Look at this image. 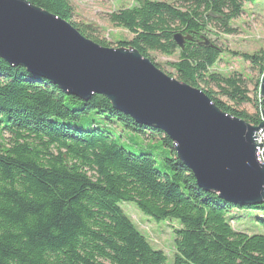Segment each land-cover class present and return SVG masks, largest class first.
<instances>
[{"label":"trees","instance_id":"trees-1","mask_svg":"<svg viewBox=\"0 0 264 264\" xmlns=\"http://www.w3.org/2000/svg\"><path fill=\"white\" fill-rule=\"evenodd\" d=\"M27 1L109 47L95 27L71 21L68 0ZM253 1L137 0L109 20L133 35L116 47H133L144 57L149 51L177 52L171 66L179 81L204 91L227 114L257 125L264 47L240 54L259 74L252 98L238 74L210 71L222 50L196 41L206 32L235 33L231 21ZM176 32L192 37L183 49L172 39ZM217 95L235 106L252 102L254 112L237 110ZM90 113L101 121L81 122ZM118 127L160 141L168 155L158 163L150 149L123 141ZM122 202L154 221L179 223L172 264H264V218L257 216L258 231L249 233L234 229L229 216L234 209L264 211V201L234 204L204 191L161 129L136 122L103 95L81 100L0 57V264H166L164 252L135 227Z\"/></svg>","mask_w":264,"mask_h":264},{"label":"water","instance_id":"water-1","mask_svg":"<svg viewBox=\"0 0 264 264\" xmlns=\"http://www.w3.org/2000/svg\"><path fill=\"white\" fill-rule=\"evenodd\" d=\"M172 39L183 49L192 37L176 32ZM199 44L215 47L205 37ZM0 57L81 100L103 95L136 122L161 129L204 191L234 204L264 201V165L255 156V133L264 126V72L261 119L252 125L221 110L201 89L165 74L137 49L101 46L27 0H0Z\"/></svg>","mask_w":264,"mask_h":264},{"label":"rangeland","instance_id":"rangeland-1","mask_svg":"<svg viewBox=\"0 0 264 264\" xmlns=\"http://www.w3.org/2000/svg\"><path fill=\"white\" fill-rule=\"evenodd\" d=\"M72 6L71 21L93 26L97 34L103 38L109 47H116L119 41H127L132 34L123 28L115 27L109 20V15L122 8L132 7L137 0H68ZM231 26L236 30L233 34L206 32L208 40L222 50L219 59L210 69L211 72L219 73L222 76H229L232 73L238 74L245 82L249 90V96L254 98L256 80L259 76L256 70L250 68V63L244 60L240 54H252L264 47V0H254L243 5L240 16L231 21ZM165 74L177 79L175 69L171 63L177 61V52L173 55H164L156 51H149L147 56ZM200 87H207L201 84ZM217 90L213 85L208 88ZM258 97V89H257ZM217 98L237 110H245L249 114L254 112L253 103H243L235 106L226 97L217 95ZM92 120L101 121L99 117L90 113L81 119V122L90 123ZM116 133L123 135V141L135 143L143 148L150 149L158 163L168 155L167 149L160 141L146 140L140 135L132 132H122L118 127ZM121 208L131 219L135 227L147 238L148 242L155 248L164 252L166 264H172L174 255V229L179 228L176 220L154 221L143 215L131 202H122ZM230 224L234 229L245 230L249 233L258 231L257 216L264 218V211L234 209L230 215Z\"/></svg>","mask_w":264,"mask_h":264},{"label":"built area","instance_id":"built-area-1","mask_svg":"<svg viewBox=\"0 0 264 264\" xmlns=\"http://www.w3.org/2000/svg\"><path fill=\"white\" fill-rule=\"evenodd\" d=\"M256 147V160L258 163L264 165V126L255 133Z\"/></svg>","mask_w":264,"mask_h":264},{"label":"flooded vegetation","instance_id":"flooded-vegetation-1","mask_svg":"<svg viewBox=\"0 0 264 264\" xmlns=\"http://www.w3.org/2000/svg\"><path fill=\"white\" fill-rule=\"evenodd\" d=\"M202 37H205V38H207L206 36H201L200 38H198V40H196V41H198V44L200 43V41L202 40ZM190 41H192V40H190ZM190 41H186V42H190ZM210 41V40H209ZM185 42V43H186ZM213 45H214V43L212 42V41H210ZM185 43H184V45H185ZM184 45H183V48H184Z\"/></svg>","mask_w":264,"mask_h":264}]
</instances>
